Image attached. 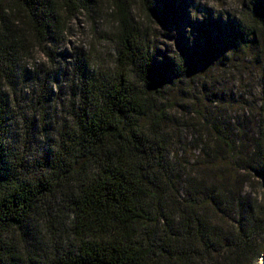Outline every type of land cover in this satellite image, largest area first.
<instances>
[{
  "label": "trees",
  "instance_id": "1",
  "mask_svg": "<svg viewBox=\"0 0 264 264\" xmlns=\"http://www.w3.org/2000/svg\"><path fill=\"white\" fill-rule=\"evenodd\" d=\"M109 1L119 70L82 74L67 123L32 168L12 152L2 89L34 48L53 54L47 45L76 14L104 8L0 0V264H256L264 202L245 188L251 171L264 178V0L244 3L235 19L204 16L170 55L144 46L130 0ZM138 1L149 15L156 2L179 11L177 0ZM242 57L261 80L243 109L252 117L232 122L216 115L227 104L218 93L210 108L194 93L195 117L178 119L176 94L191 74ZM180 128L190 131L192 158L175 148Z\"/></svg>",
  "mask_w": 264,
  "mask_h": 264
},
{
  "label": "rangeland",
  "instance_id": "2",
  "mask_svg": "<svg viewBox=\"0 0 264 264\" xmlns=\"http://www.w3.org/2000/svg\"><path fill=\"white\" fill-rule=\"evenodd\" d=\"M95 1L103 6L102 13L76 14L61 40L47 45L53 54L34 48L17 68L14 74L16 84L2 89L9 103L12 152L32 168L56 141V129L67 123L68 105L72 101L77 104L74 94L81 85L82 74L109 75L119 70L115 26L109 15L113 7L109 0ZM177 1L179 11L175 17L174 14L167 15L158 2L153 5V15H149L138 0H130V18L144 46L149 45L164 55L177 53L179 35L185 43H190L198 35L195 25L200 24L204 16L212 15L225 21L235 19L249 0ZM186 80L190 81L189 87L181 86L182 91L176 97L182 99L178 100L173 111L178 119L184 118L185 123L195 117L192 113L194 93L199 95L196 103L207 108L214 106L212 99L218 93L227 104H218L216 115L225 113L223 117L230 118L232 122H236L237 117L245 120L252 117L243 109L257 100L254 92L261 88V80L251 60L242 57L222 67L213 66L211 71L199 68ZM251 92L253 94L249 96ZM253 120L256 121L254 118L251 122ZM182 121L180 123H184ZM178 131L173 137L174 141L178 140L175 148L182 157L192 158L197 151L188 144L191 138L189 129L180 128ZM245 191L264 202V178L251 171ZM256 264H260V260Z\"/></svg>",
  "mask_w": 264,
  "mask_h": 264
},
{
  "label": "water",
  "instance_id": "3",
  "mask_svg": "<svg viewBox=\"0 0 264 264\" xmlns=\"http://www.w3.org/2000/svg\"><path fill=\"white\" fill-rule=\"evenodd\" d=\"M260 264H264V250H263L262 255L260 257Z\"/></svg>",
  "mask_w": 264,
  "mask_h": 264
}]
</instances>
